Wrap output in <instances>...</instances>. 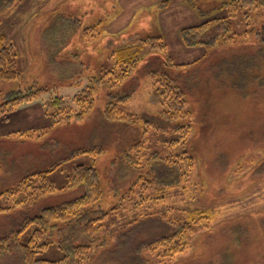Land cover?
Masks as SVG:
<instances>
[{
	"label": "rangeland",
	"instance_id": "obj_1",
	"mask_svg": "<svg viewBox=\"0 0 264 264\" xmlns=\"http://www.w3.org/2000/svg\"><path fill=\"white\" fill-rule=\"evenodd\" d=\"M217 1L17 0L0 14V35L13 43L19 71L16 79L0 78V102L13 90L45 89L0 115V206L13 208L0 214V238L8 237L11 246L0 264H28L17 234L44 208L81 194L71 180L80 163L97 168L106 214L85 264H264V8L247 18L234 11L235 0ZM212 19L222 21L220 31L196 37L212 41L216 32L211 48L185 45L183 28ZM121 45H132L137 55L120 88L131 94L123 109L142 117L127 126L104 119L109 86L99 83ZM169 78L191 111V135L175 149L169 142L179 136L160 118V80ZM91 79L90 113L54 124L46 104L61 96L74 108ZM146 120L152 124L145 126ZM138 134L147 146L131 165L126 152ZM90 147L104 151L82 153ZM183 150L195 159L193 171L164 184L171 174L156 163ZM48 170L54 192L2 194ZM172 222L193 228L187 248L174 256L155 243L174 232ZM53 224L43 239L51 244L40 256L54 262L65 253L57 244L64 223ZM36 228L29 224L22 242Z\"/></svg>",
	"mask_w": 264,
	"mask_h": 264
},
{
	"label": "trees",
	"instance_id": "obj_2",
	"mask_svg": "<svg viewBox=\"0 0 264 264\" xmlns=\"http://www.w3.org/2000/svg\"><path fill=\"white\" fill-rule=\"evenodd\" d=\"M16 1L17 0H0V14L3 11L12 9ZM235 2L238 7L235 5L236 9L234 11L239 10L242 14L246 13L247 18H249V15L251 16L252 12L259 10L260 7L264 8V0H235ZM217 5H220V3ZM1 22L2 19H0V23ZM219 26H222V21L212 19L195 26L185 27L181 31L183 42L187 46L206 44L211 48L215 44L216 32L220 31L217 29ZM262 29H264V23L261 26V31ZM247 30L248 28L245 29V33H247ZM249 30L253 31L255 29ZM213 31L216 32L212 36L213 38L210 39L212 41H203L196 38ZM84 36H88V31L84 32ZM68 37L69 36L66 35L62 38L67 39ZM229 37L232 38L231 36ZM153 38L156 39V41L159 40V42L162 40L161 36ZM12 44L13 43L7 41L5 35H0V78L3 80H13L19 76V71L16 68V52ZM161 44L163 50L166 51L167 47L165 44ZM133 48L132 45H121L116 47L111 52V59L113 60L111 67L103 74L102 80L104 82H99L109 86L107 95L108 103L103 109L104 119L108 123H122V125L127 126L136 123L142 118L141 114L138 115L124 111L123 105L128 102L131 94L120 90L135 68L137 55ZM107 79L108 81L106 82ZM157 81L159 80H155V82ZM160 89L161 103L163 106L160 112V118L170 123L173 131L179 136L177 139L171 141V144L169 142V147L175 149L181 147L182 143L184 147L192 132L190 124L191 111L187 108L184 92L176 83H173L172 78L167 79L166 82L160 80ZM42 90L45 89H38L36 92L29 90H13L9 92L4 96V101L0 102V115L11 113L12 110L21 103L31 100L37 93L42 92ZM95 91L96 83L91 79L90 84L73 99L75 104L74 108L61 96H57L49 101L46 106L54 124L65 118L77 120L84 119L94 106ZM151 124L152 122L150 120H146L145 126ZM145 131L147 130L143 131V135ZM140 141L142 140L138 134L136 138L131 141V145H129L127 149V157L125 159L131 165L137 163V158L139 156L140 158L143 156L142 148L147 146V144H141ZM102 151H104V149H102ZM102 151L101 148L90 147L82 150V153L87 155H100ZM156 164L159 168H163L164 171H169L171 174L170 178L165 181L164 184H171L172 186L180 177H188L193 171L196 163L194 157L187 150H183V153L173 155V158L162 159ZM50 172L51 170L40 171L36 174L28 175L17 187L9 189L2 194L14 195L24 190L25 193L28 190H33V193L27 194L41 196L49 192H54L55 187L48 176ZM37 180L41 182L39 185L37 184ZM71 180L73 184L79 185L78 190L81 194L59 206L44 208L38 215L28 219L26 225L17 234L18 237L15 238L14 241H17L16 246L23 251L25 261L28 264H60L64 261H69L72 264H85L86 260L89 258L92 247L90 246V242H92L96 227L97 225L100 226V223L103 222V219L106 217V214L101 213L103 211V209H101V199H103L104 191L97 168L92 164H78L74 169ZM18 204H22V201H18ZM12 209V207L0 206V214L7 213ZM55 222L64 223L59 230L60 239L57 244L65 253V256L62 260L53 262L42 258L40 254L46 251L51 244L50 241H45L43 239L48 230L55 226V224H53ZM29 224H35L37 228L27 242H22L19 238L20 233L26 230ZM170 224L173 226L174 232L160 238L155 243H157V247H164L167 254L174 256L187 248L189 235L192 234L193 228L190 222L184 224L172 222ZM10 247L9 238L1 237L0 257L8 252L11 249ZM70 257L72 258L69 259Z\"/></svg>",
	"mask_w": 264,
	"mask_h": 264
}]
</instances>
